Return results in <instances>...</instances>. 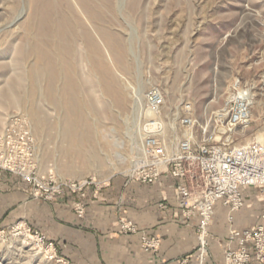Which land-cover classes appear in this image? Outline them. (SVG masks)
<instances>
[{"label": "rangeland", "instance_id": "1", "mask_svg": "<svg viewBox=\"0 0 264 264\" xmlns=\"http://www.w3.org/2000/svg\"><path fill=\"white\" fill-rule=\"evenodd\" d=\"M59 14L70 18L77 38L68 59L54 61L61 68L52 83L55 72L33 75L39 55L31 39L46 16L56 24ZM236 81L253 89L254 104L233 146L264 134V0H0V134L11 118L28 121L40 175L94 183L85 188L86 207L90 188L132 179L141 160L135 147L144 114L134 106L136 93L144 106L147 90L160 89L171 121L191 104L205 127ZM69 87L80 104L68 105ZM28 229L39 231L24 217L0 226V264H68L56 243L52 258Z\"/></svg>", "mask_w": 264, "mask_h": 264}, {"label": "built area", "instance_id": "2", "mask_svg": "<svg viewBox=\"0 0 264 264\" xmlns=\"http://www.w3.org/2000/svg\"><path fill=\"white\" fill-rule=\"evenodd\" d=\"M251 89L248 84L236 81L221 114L205 127L193 114L191 104L185 105L183 117L171 121L164 117L163 92L151 87L145 94L141 109L144 120L139 129L141 141L135 147L141 160L130 177L153 185L162 184V177L168 175L176 183L180 221L197 220V249L175 264H208L210 230L218 203L235 213L244 207V190L259 188L264 194V134L233 146L238 129H245L251 123ZM0 171L19 178L33 200L53 203L66 193L74 195V211L78 218H84L85 188L94 183H58L41 176L37 169L35 137L25 119L11 118L0 134ZM166 201L165 198L160 204L161 209H167ZM120 231L124 235L141 233L135 222L125 218L120 219ZM28 233L52 258L57 256L56 245L43 234L31 229ZM161 244L159 237L144 233L141 236L142 249L147 253L159 252ZM224 260L225 264H252L254 260L263 264L264 224L242 231L232 230L224 248Z\"/></svg>", "mask_w": 264, "mask_h": 264}, {"label": "crops", "instance_id": "3", "mask_svg": "<svg viewBox=\"0 0 264 264\" xmlns=\"http://www.w3.org/2000/svg\"><path fill=\"white\" fill-rule=\"evenodd\" d=\"M162 181L150 185L119 176L102 189L90 188L86 214L80 219L73 208L74 195L66 193L54 203L36 201L29 198L19 178L0 171V226L26 218L48 241L57 244L60 257L68 264H175L195 253L197 220L180 221L176 183L168 175ZM243 196L244 207L238 212L231 213L222 203L215 206L208 264H225L224 248L232 230L264 224V194L259 188H248ZM165 198L168 207L164 210L160 204ZM121 218L135 222L141 233L122 234ZM143 233L161 238L159 252L142 249ZM252 264L260 263L254 260Z\"/></svg>", "mask_w": 264, "mask_h": 264}, {"label": "bare ground", "instance_id": "4", "mask_svg": "<svg viewBox=\"0 0 264 264\" xmlns=\"http://www.w3.org/2000/svg\"><path fill=\"white\" fill-rule=\"evenodd\" d=\"M49 16L50 15L46 16L47 26L40 29V32L38 34L39 36L33 37L31 39L34 41L33 44H37L36 46H33L32 49H37L35 52H37L39 55V58H37V63L33 68V75L41 76L49 72H55L52 76V83H55L61 67L54 61L59 58L68 59L69 55H71L70 44L75 42L77 37L75 34L74 25L70 22V18H68L64 14H59L55 21L56 24H52ZM84 38L86 40L90 38L87 32H85ZM62 43L65 45L64 47H62ZM50 46L53 47L49 48ZM63 54H65L66 56H62ZM252 90L253 89H251L250 91V98L251 104L253 105L254 93L252 92ZM52 92L53 90L50 87L48 93L52 95ZM8 94L12 96L11 88L8 90ZM65 95L67 97L68 105H70L73 101L76 104H80L79 96L77 95L75 87H69L68 89H66ZM134 98V106L135 108H137V113L140 114V110L143 106V94L141 92L136 93V96ZM17 99L18 98L15 97V100ZM137 165L138 164H136L135 166Z\"/></svg>", "mask_w": 264, "mask_h": 264}]
</instances>
